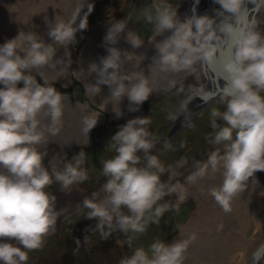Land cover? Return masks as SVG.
Segmentation results:
<instances>
[{"label":"clouds","instance_id":"clouds-1","mask_svg":"<svg viewBox=\"0 0 264 264\" xmlns=\"http://www.w3.org/2000/svg\"><path fill=\"white\" fill-rule=\"evenodd\" d=\"M220 14L234 22L222 20L218 27L213 17L192 15L181 19L166 0H153L151 9L145 8L143 15L148 23L154 24V48L156 55L149 66L161 72H194L198 63L215 67L220 37H226L232 48L231 55L221 68L225 84L220 100L226 110L211 111L213 125L220 119L226 126L219 127L214 143L223 145L213 151L203 164L197 162L196 171L186 177L189 184L196 183L206 175L223 170V183L211 188L209 194L224 212L231 211V201L245 191L247 182L258 171H264V34L256 30V21L245 16V0H214ZM154 11V14H153ZM130 16L109 21L104 37L107 55L100 57L99 64L93 62L89 71L95 74V83L87 85L96 95L101 86L109 88L106 98L120 105L126 97L128 110L139 111L140 106L153 94L149 76L143 71L122 73L123 61L131 60L116 45L121 36L133 49L143 46L144 40L133 30H126ZM87 24L81 21L76 27L73 22L57 21L48 29V37L64 46L76 42L78 31ZM166 32L170 35L157 41V36ZM56 49L46 44L37 33L20 31L17 36L0 44V264H26L28 252L43 247L44 239L54 230L58 211L57 197L45 191L53 183H60L61 191H68L75 183L88 179L82 150L74 162L66 163L63 171L53 169L50 173L43 165V153L37 146L46 141L45 131L55 135L61 123L63 97L50 86L37 81L32 73L51 66ZM43 79V78H42ZM127 81V83H126ZM22 87H18L19 84ZM175 83L174 81L172 82ZM203 91V90H201ZM113 111L117 118L122 112ZM47 120L45 128L43 121ZM97 119H85V132L96 126ZM147 117L128 120L111 136L110 148L116 155L104 161L102 175L107 179L102 186L105 197L97 201L85 197L81 202L88 209L87 218L96 219L98 227H117L128 237L131 246L136 234H143L150 223H158L164 213L178 209L187 198L184 184L170 181L178 175L172 165L165 168L159 157L152 154L155 144L145 127ZM235 134V135H234ZM165 148L172 146L165 142ZM143 152L145 163L141 165ZM169 172V182L161 180ZM176 194L177 202L172 205L160 203L165 196ZM123 209L127 210L125 214ZM110 233L105 232V237ZM190 240L180 239L172 244L164 241L152 243L146 251L137 247L130 257L120 264H183ZM149 253L151 255H149Z\"/></svg>","mask_w":264,"mask_h":264},{"label":"rangeland","instance_id":"rangeland-1","mask_svg":"<svg viewBox=\"0 0 264 264\" xmlns=\"http://www.w3.org/2000/svg\"><path fill=\"white\" fill-rule=\"evenodd\" d=\"M185 1L187 0H166L176 11L177 16ZM206 2L208 0H203L197 6L198 3L195 11ZM152 4L153 0H0V44L14 38L20 31L37 33L46 44H51L56 49L53 64L34 70L32 74L36 76L38 82L43 84L47 80L50 86L56 88L63 97V107L75 115L70 120L68 116L66 124L61 122L58 129L62 130H58L55 135L45 131L46 141L37 146L38 151L43 153L44 167L50 173L53 169L63 171L64 165L74 162V157L83 150L85 158L81 167L88 175L87 180L72 185L76 193L73 190L70 192L68 202L62 200L67 192L60 190V183L55 178L45 189L57 197L58 216L66 217L58 228L55 225L54 230L45 237L41 249L28 252L29 259L26 264H120V261L130 257L137 247H144L147 251L156 241L172 244L185 235L183 239L190 240L189 244L194 246L197 240L196 244L200 248H205L213 254L212 264H219L223 246L227 245L230 239H236L238 235H235L240 230L244 231L246 236L255 235V238L264 240V171H258L253 178H250L245 191L231 201L229 212H224L209 194L211 188H219L223 183V170L214 174L210 172L196 183L189 184L186 181V177L196 171L197 162L203 164L210 153L217 149L223 154V145L214 143V137L219 127L226 125L222 120L217 119L215 122L217 126H214L211 111L216 108L223 112L226 106L220 100L221 92H218L216 97L211 98L197 112L190 113L184 109L185 102L192 100L194 90L204 88L201 85L203 77L201 63L195 65L194 72L174 73V78L170 81L167 80L170 72H161L158 67H152L150 73L149 66L152 64L153 56L156 55L153 39L154 24L145 20L143 10L151 9ZM215 10L217 12L219 8L216 7ZM125 16L131 17L126 30H133L144 40L145 46L147 45L149 49L146 52L143 47L133 49L128 43L125 47V39L122 35L121 41L119 40L115 47L121 50L128 48L125 55L131 53L133 58L130 61H123L121 72L143 71L149 76L151 87L159 89H153V94L140 106L139 111H129L126 115L122 113L123 116L117 118L113 114L111 105L115 104L117 110L121 108L122 112L129 106L127 98L125 97L120 105H116L114 101L109 103L106 99L110 95L108 86L102 85L99 95L86 90V86L95 83V74L89 71V66L93 62L99 64L100 57H103L104 44L101 40L109 27V21L123 19ZM259 16L257 21L260 29L264 31V3ZM57 21H72L74 27L84 21L87 28L77 32L74 44L61 46L47 35L48 29ZM101 28L102 31L99 30ZM95 35H100L97 38L101 37V40H96V44L93 45ZM167 35H170V32L157 36L156 40L160 41ZM84 60L89 61L87 67H84ZM146 61L149 62L145 64ZM88 71L89 75L86 77ZM22 86V83L18 85V87ZM260 94L264 96V91ZM77 107L81 116L75 109ZM136 117H147L150 120L145 126L150 138L163 123L168 122L164 132L172 127L170 133L165 136V140L172 147L167 149L165 144L161 147L154 146L152 154L159 157L166 169L172 165L178 175L170 182L179 181L184 184L187 198L178 209L165 212L158 223H150L143 234H136L129 246L128 237L133 235L132 233L125 234L115 226L98 227L96 219L87 218L88 209H85L81 202L85 197L92 198L94 193L97 201L105 197L106 193L102 191V186L107 178L102 175L103 163L116 155L115 150L109 147L112 143L111 136L121 125ZM85 119L98 120L90 133L84 130ZM43 126L46 128V121H43ZM65 130L68 132L64 133ZM138 155L141 156L140 166H143L144 153L141 151ZM0 171H5L6 174V170L0 169ZM169 175L170 173L166 171L161 180L168 183ZM87 190L90 191L83 193ZM164 202L176 204V194L165 196L160 203ZM123 211L128 214L126 209ZM105 232L110 234L105 237ZM208 237L212 240L211 243L206 240ZM205 240L207 244H199L200 241L205 242ZM13 241L0 240L8 243ZM261 244L262 242L258 248ZM256 250L257 247L254 251ZM233 259L227 264H245L239 256ZM197 261L195 257H186L183 264H196Z\"/></svg>","mask_w":264,"mask_h":264},{"label":"bare ground","instance_id":"bare-ground-1","mask_svg":"<svg viewBox=\"0 0 264 264\" xmlns=\"http://www.w3.org/2000/svg\"><path fill=\"white\" fill-rule=\"evenodd\" d=\"M203 1V0H187L184 2V5L181 7L180 9V12H179V17L182 18V19H185L187 16H192L193 12H196L198 13L201 9L207 7L208 3H210V0H208V2H206L203 6H201L199 8L198 11H195V8L197 6L200 5V2ZM212 6H211V9L212 10H208V12L210 14H212V17L215 19L216 23L217 22H220L222 20L224 21H227V15H221L219 10L217 12H215V8L219 5H217L214 0H212ZM199 3V4H198ZM263 3H264V0H245V5H244V9L247 10L248 9V13L246 14L247 18L249 20H255L256 21V30H258L259 32H261L262 34H264V31H262L259 27V23H258V18H260V14H261V7H263ZM198 4V5H197ZM197 5V6H196ZM256 6L255 9H253V7ZM207 11L205 12V15H206ZM3 20V19H2ZM233 21V20H232ZM234 22V21H233ZM107 23V22H106ZM109 24V23H108ZM107 24V25H108ZM103 26V25H102ZM105 26V25H104ZM109 26V25H108ZM216 26V25H215ZM218 27V26H217ZM100 31H102V28L99 29ZM98 30V31H99ZM107 31V30H106ZM97 33V31L95 32V34ZM106 34V32L104 33ZM217 35L221 38H225L223 36V34L219 33V31H217ZM98 36L100 35H95L96 39H95V42L93 43L96 44V40L100 41L101 40V37L97 38ZM105 36V35H104ZM104 36L102 37V40L101 42H103L104 44ZM120 41H121V38H120ZM117 45V44H116ZM124 45L125 47L127 46V42L126 40L124 41ZM115 46V45H113ZM222 46V44L220 45ZM106 45L104 44V46H102L103 50H104V54L103 56H106L107 55V51H106ZM117 47V46H116ZM143 49L145 50L144 52H146V50L149 49V47L145 44L142 46ZM223 47V46H222ZM125 50H127L128 48H124ZM226 52L227 53H224V55H226L225 57H219L217 59V67L218 68H221L223 62L225 61V59H227V57L229 55H231V53L229 54V52H232V48L231 46L227 47L226 48ZM85 62V60H84ZM88 62L86 60L85 62V66L84 67H87L88 66ZM149 61H146L145 64H147ZM182 73V72H181ZM188 72H183V74H187ZM89 75V71L85 74V76L87 77ZM172 78H174V73H171L170 72V76H168L167 80H172ZM213 79V71L211 68H208L206 67L204 64H203V77H202V83L201 85L204 87L203 89H195L194 91L196 92H199L201 93V90H203L202 92H210V91H215V88L213 87V85L211 84V80ZM166 80V81H167ZM217 84L223 88L224 84H225V80L222 81L220 78L217 80ZM158 86V85H156ZM153 89H156L158 90L159 88L158 87H155ZM218 92H221V89L220 90H217V93ZM64 100L67 101V99L64 97ZM115 102V101H114ZM75 105V103H74ZM77 106V105H76ZM113 106H115V104L111 105V108L113 110ZM192 106V104H191ZM190 106V107H191ZM116 107V106H115ZM76 111L80 114L81 116V112L79 110V108H75ZM116 110H117V107H116ZM121 110V108H120ZM66 111V113L64 112ZM119 111V109L117 110ZM129 110L128 108L126 109H123L122 110V113H124L125 115L126 114H129L128 113ZM113 114L115 115L114 111H113ZM68 116H69V120L73 117H75L74 113L72 111H67L64 107H63V111H62V118H61V122L66 124L68 122ZM123 116V115H122ZM121 117V116H120ZM47 122L48 124V121L47 120H44ZM82 121H83V118H82ZM58 130H62L61 128L58 129ZM59 132V131H58ZM68 131L65 130L64 133H67ZM48 138V137H47ZM167 142V141H166ZM141 153V152H139ZM222 170V169H221ZM221 172V171H220ZM255 191V190H254ZM65 193V192H64ZM66 194V193H65ZM73 199H74V196H73ZM63 201H67L68 202V194H66L65 196H63L62 198ZM59 201V200H58ZM238 237L236 239H230V241L227 243V245H224L223 248H222V254H220V257H219V264H227L229 261H231L233 258H236L237 256H239V259L243 260L245 262V264H251L252 263V257L253 255L255 254V252L258 250V246L259 244L262 242H264V240L262 241V238H255L254 236H246L244 234V231H239V233H237L235 236ZM186 236V235H185ZM183 236L182 239L185 237ZM263 237V236H262ZM214 239V238H213ZM220 239V238H219ZM228 239V238H227ZM209 241V243L212 242V240L208 237V239H206ZM206 240L205 242L203 241H200L199 244H207L206 243ZM215 240V239H214ZM221 240V239H220ZM197 241V240H196ZM196 241L194 242V246L193 244H189L188 248H187V251L185 253V256L186 257H195L196 258V261L197 263L196 264H212L211 263V260H212V257L214 258L213 254L210 253L209 250L205 249V248H200L198 246V244H196ZM220 243V242H219ZM217 244V243H216ZM222 244V242L220 243ZM257 247V250H255V248ZM209 252V253H208ZM212 256V257H211ZM264 248L260 251V253L258 254V256L256 257L255 259V263L254 264H264ZM263 259V260H261ZM234 260V259H233Z\"/></svg>","mask_w":264,"mask_h":264},{"label":"water","instance_id":"water-1","mask_svg":"<svg viewBox=\"0 0 264 264\" xmlns=\"http://www.w3.org/2000/svg\"><path fill=\"white\" fill-rule=\"evenodd\" d=\"M196 1V0H195ZM212 0L210 1V3L207 5V7L201 9L198 13L196 12H193L192 15H205V12L207 11L206 15L212 17V14H210L208 12V10H212L211 9V6H212ZM256 6L253 7V9H255ZM248 13V10L245 9V16L246 14ZM227 21L229 22H233L232 21V18L227 16ZM221 22V21H220ZM220 22H217L216 23V26L219 25ZM221 41H223L222 46H220L218 48V52H217V59L219 57H225L226 55H224V53H227L226 52V48L230 46V44L227 42V39L225 38H221ZM231 52H229L230 54ZM230 56V55H229ZM228 56V57H229ZM227 57V58H228ZM226 60V59H225ZM206 67H208L207 65H205ZM208 68H211L212 71H213V79L211 80V84L213 85V87L215 88V91H210V92H202L199 93V92H194V95H192V100H188L186 101V107L184 109H187V112H197L198 110L202 109L208 102L211 98H214L218 95L217 93V90H222V88L217 84V80L220 78L221 80H225V76L223 74V71H222V68H218L217 65L215 67H208ZM192 104V106H191ZM191 106V107H190ZM183 109V110H184ZM90 190H88L89 192ZM60 218L61 216H58L57 217V221H60ZM264 248V242L260 245V247L258 248V250L255 252V254L253 255L252 257V263L251 264H254L255 263V259L256 257L258 256V254L260 253V251Z\"/></svg>","mask_w":264,"mask_h":264},{"label":"flooded vegetation","instance_id":"flooded-vegetation-1","mask_svg":"<svg viewBox=\"0 0 264 264\" xmlns=\"http://www.w3.org/2000/svg\"><path fill=\"white\" fill-rule=\"evenodd\" d=\"M209 4V3H208ZM250 8V7H249ZM248 8V9H249ZM247 9V10H248ZM223 81V80H222ZM194 92H196V91H194ZM211 100V99H210ZM209 100V101H210ZM166 124H168V122H165V123H163L162 125H161V127L160 128H158L155 132H154V134L152 135V137H151V139L154 141V144H155V146H157V145H159L158 147H161L162 145H164L165 144V142L167 141V140H165V136L167 135V134H169L170 133V131H171V129H172V127L171 128H169L166 132H164L165 131V129H166ZM73 189H72V187L68 190V191H65V192H67V194L69 195L70 194V192L72 191ZM74 191V193H76V190L74 189L73 190ZM86 192H88V190L87 191H83V193H86ZM78 194H81V193H78ZM66 216H61V218H60V221H56V226H57V228L60 226V224H61V221L63 220V218H65ZM14 242V241H13ZM12 242V243H13ZM264 261V260H263Z\"/></svg>","mask_w":264,"mask_h":264}]
</instances>
